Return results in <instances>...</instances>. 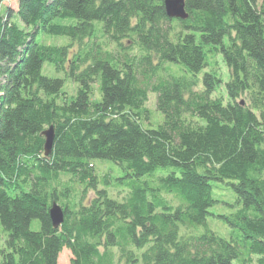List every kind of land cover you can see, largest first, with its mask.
Wrapping results in <instances>:
<instances>
[{"label": "trees", "instance_id": "1", "mask_svg": "<svg viewBox=\"0 0 264 264\" xmlns=\"http://www.w3.org/2000/svg\"><path fill=\"white\" fill-rule=\"evenodd\" d=\"M15 1L0 13V264L64 249L70 264H264V0H185L184 20L164 0ZM225 181L228 238L200 232Z\"/></svg>", "mask_w": 264, "mask_h": 264}, {"label": "rangeland", "instance_id": "2", "mask_svg": "<svg viewBox=\"0 0 264 264\" xmlns=\"http://www.w3.org/2000/svg\"><path fill=\"white\" fill-rule=\"evenodd\" d=\"M16 7L17 6H16L15 0L2 1L0 2V13H5L7 8L11 11H15ZM13 19L15 21H18L15 18V16H13ZM37 38L42 42L52 43V44L64 45L68 42V38L50 36L44 33H40L37 36ZM215 61H216V64H213V68L215 71L214 73H216L218 76L222 78L223 83L221 84V91H223L225 81H227V78H228L227 69L224 63L221 61L220 57H216ZM42 74L49 76V77H53V78L64 76L62 72H57L54 68V65L49 62H45L43 64ZM74 86H75L74 83L71 82L69 79L65 80L64 89L67 92H69L70 95L75 92ZM93 92H94V97L99 98L98 86L95 84L93 85ZM155 97H156V94L150 93L148 102L146 104V107H148L153 112H155ZM154 117L155 119L161 118V116H158L156 114H154ZM92 163L95 165V167L98 170L97 173L100 175L103 173L101 169H104L101 163H103L105 167L112 168L114 177H120L123 175L121 168L111 161H108V160L102 161L98 159V160H94ZM211 183H212V197L214 200V204L209 209L210 214L207 217V225L206 227H201L200 232H203V230L207 228V229H210L216 232L221 237L228 238L229 227L225 223V221L222 219V216L227 215L236 209V206H237L236 197L232 190V187L228 184L229 183L228 181L211 182ZM105 187L107 188V190L112 196H114L113 194L117 192L116 190H114L115 188L112 187L110 184L105 185ZM121 193L119 195H123V193L122 194ZM31 227L32 229H38L39 228L38 221L36 220L33 221ZM2 242L3 241L0 239V248L3 246ZM70 257H71L70 252L64 249L59 255V258H58L59 264H70ZM253 259L254 260L252 264H256V256H254ZM235 264H238V263L235 262Z\"/></svg>", "mask_w": 264, "mask_h": 264}, {"label": "water", "instance_id": "3", "mask_svg": "<svg viewBox=\"0 0 264 264\" xmlns=\"http://www.w3.org/2000/svg\"><path fill=\"white\" fill-rule=\"evenodd\" d=\"M163 5L166 15L169 18L184 20L188 17V13L185 10V0H164ZM44 136V154L45 156H48L51 153L53 145V128L50 127L49 129L44 131ZM49 216L53 227L57 228L62 224L64 220V210L57 203H53L49 209Z\"/></svg>", "mask_w": 264, "mask_h": 264}]
</instances>
